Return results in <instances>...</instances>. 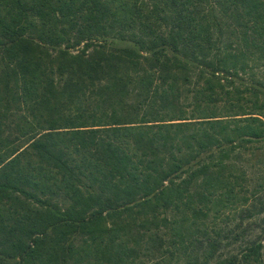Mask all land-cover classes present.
<instances>
[{"label": "trees", "instance_id": "1", "mask_svg": "<svg viewBox=\"0 0 264 264\" xmlns=\"http://www.w3.org/2000/svg\"><path fill=\"white\" fill-rule=\"evenodd\" d=\"M0 264H264V0H0Z\"/></svg>", "mask_w": 264, "mask_h": 264}]
</instances>
